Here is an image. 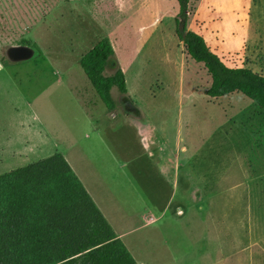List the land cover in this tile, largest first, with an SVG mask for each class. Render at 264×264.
I'll return each mask as SVG.
<instances>
[{"label":"rangeland","instance_id":"obj_1","mask_svg":"<svg viewBox=\"0 0 264 264\" xmlns=\"http://www.w3.org/2000/svg\"><path fill=\"white\" fill-rule=\"evenodd\" d=\"M188 12L187 29L202 35L228 67L247 68L264 76V0H190ZM178 14L176 0H0V80L18 83L26 101L42 113L43 124L56 138H68L69 129L85 145L86 130L70 115L77 106L72 99L68 103L66 71L76 69L86 78L78 59L108 38L115 54L105 74L114 75L119 69L126 72L137 105L156 131L168 134L169 143L182 130L186 145L193 142L201 147L202 162L210 148L216 163L217 190H225L218 202L230 204L232 219L247 222L251 244L262 241L250 251L258 254L264 251V110L241 93L220 99L206 95L211 76L179 40ZM13 46L30 47L32 59L11 62L6 51ZM85 83L84 79L77 81V90L85 91ZM7 91L15 92L0 87V105L7 109L9 121L7 111L13 112L10 103L15 97ZM112 95L119 104L115 110L121 135L116 138L124 139L128 124L123 115L136 109L129 95L116 88ZM101 103L102 109L111 112ZM0 123L3 126L5 122ZM109 138L104 133V140L113 147ZM130 145L131 150L141 152L139 137ZM99 161L93 163L102 168V174L107 171L108 178H103L110 184L119 209L134 215L149 202L148 183L138 180L139 175L128 169L131 183L127 182L107 157ZM222 179L227 180L221 183ZM134 185L141 198L134 194ZM107 205L118 214L112 216L121 219V213ZM183 234L186 236L185 230ZM145 237L142 231L135 239L145 241ZM149 237L154 239L153 249L159 256L161 232ZM204 248L201 246L202 251ZM131 249L135 256L144 255L143 246L136 251L131 245ZM152 264H160V259Z\"/></svg>","mask_w":264,"mask_h":264},{"label":"crops","instance_id":"obj_2","mask_svg":"<svg viewBox=\"0 0 264 264\" xmlns=\"http://www.w3.org/2000/svg\"><path fill=\"white\" fill-rule=\"evenodd\" d=\"M74 70L68 68L66 71L68 103L72 99L77 106L76 112L70 115L74 123L81 122L84 126L86 132L83 138L87 148L86 143L82 144L69 129L68 138H56L43 124L42 113L34 110L33 103L26 101L18 83L12 79L0 80V87L15 91H7L15 97V101L10 103L13 112L7 111L9 121L6 120L7 109L0 105V121L5 122L3 126L0 123V175L62 154L137 264H152L158 258L160 264H262L264 251L250 253L262 241L254 240L251 244L247 222L232 219L234 209L230 204L218 202L223 200L225 190H217L216 163L212 160L210 148H207L202 162L201 147L193 142L186 145L182 130H178L173 143H169L168 134L164 130L161 133L156 131L137 105L126 72L128 95L136 111L123 115L128 124V132L123 136L128 141L117 140L116 136L121 135L116 122L118 108L112 112L102 109V101L92 84L88 83L87 76L86 79L80 71ZM81 78L87 82L83 92L77 90V81H81ZM137 124H140L139 130L134 133L132 131H135ZM104 133L111 137L113 147L104 140ZM136 137L140 138V153L130 149ZM101 157H107L109 162L116 165L127 182L131 183V173L139 175L138 180L148 183L149 202H144L143 208L134 215L119 209L110 184L103 178H108L107 171L102 174L99 171L102 168L93 163L95 160L100 164ZM226 180L222 179L221 183ZM134 194L141 198L136 186ZM107 203L121 213L120 221L112 216L118 214L112 212ZM110 217H114L115 222ZM142 231L146 233L145 241L135 239ZM157 231L161 232L162 238L159 256L153 249L154 239L149 237V234ZM244 232L246 237L243 236ZM131 245L136 251L143 246L144 255L135 256ZM201 246L205 247L203 251Z\"/></svg>","mask_w":264,"mask_h":264},{"label":"trees","instance_id":"obj_3","mask_svg":"<svg viewBox=\"0 0 264 264\" xmlns=\"http://www.w3.org/2000/svg\"><path fill=\"white\" fill-rule=\"evenodd\" d=\"M176 1L178 38L212 79L206 95L218 99L241 93L264 110V76L251 69L228 67L202 35L187 29L190 0ZM114 54L111 41L104 38L80 60L88 80L111 112L119 105L112 95L114 88L128 96L121 69L112 76L105 74ZM0 264L137 262L58 153L0 175Z\"/></svg>","mask_w":264,"mask_h":264},{"label":"water","instance_id":"obj_4","mask_svg":"<svg viewBox=\"0 0 264 264\" xmlns=\"http://www.w3.org/2000/svg\"><path fill=\"white\" fill-rule=\"evenodd\" d=\"M6 55L11 62L19 63L32 59L34 52L28 46H13L7 49Z\"/></svg>","mask_w":264,"mask_h":264}]
</instances>
